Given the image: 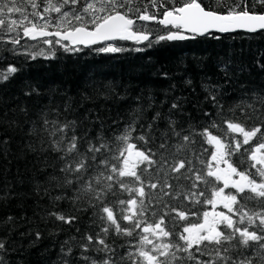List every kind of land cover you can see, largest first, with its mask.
<instances>
[{"label": "snow or ice", "instance_id": "obj_1", "mask_svg": "<svg viewBox=\"0 0 264 264\" xmlns=\"http://www.w3.org/2000/svg\"><path fill=\"white\" fill-rule=\"evenodd\" d=\"M257 5L264 9V0H251L250 8L249 0H233L232 3L225 0H0V47L16 53L17 46L24 47L21 40L26 39L78 52L83 51L79 46L105 41L109 43L97 51L116 53L124 50L111 43L116 40L147 41V46H151L154 39L156 42L183 41L212 30L257 32L264 30V10L256 11ZM14 15L18 18H12ZM152 21L163 25L162 31L166 34L154 37L153 29L144 23ZM22 54L33 59L43 55L27 51ZM17 71L16 67L9 66L0 72V82ZM209 99L215 109L204 113L209 124L200 132L191 126L177 130V121L171 116L162 117L160 112H156L145 127L141 123L145 110L141 107L132 110L122 129L113 122L120 130L111 137L100 131L93 138L87 130L78 135L75 121L41 119L40 129L49 137L50 148L61 161L63 184L58 186L73 188L74 199L83 200L86 204L83 210L91 209L93 223L99 222L98 232L84 233L79 240L73 237L71 243L64 241L68 247L61 246L60 264H69L73 246L79 249L83 264H264V207L252 211L246 208L248 201L264 204V132L261 125L245 127L253 119L264 125V95L254 94L251 103L228 109L233 117H237L238 110L243 122L239 117L226 118L224 105L211 92ZM171 108L178 110V105L173 103ZM214 117L220 119L219 124ZM162 119L167 124L164 131L158 123ZM224 126L225 139L229 133L239 134L241 139L233 136L232 142L226 144L210 131ZM29 131L35 132L36 128ZM157 134L161 143L157 151H153L148 145H155ZM195 136L206 138L216 147L211 156L216 163L215 170L208 165L205 175L196 170L191 155L173 159L195 143ZM170 139L176 141L171 152ZM248 145L252 146L245 147L243 153L247 154V161H241L248 166L241 171L231 163V157ZM196 159L202 165L205 163L199 157ZM222 163L226 167L220 168ZM145 175H155L156 182L149 180L146 184L142 179ZM209 177L213 178V183L223 181V186L209 188ZM128 180L139 187H130ZM181 180L190 187L186 189ZM201 185L208 189V196ZM146 187L157 193L147 203ZM225 189L233 191L225 193ZM124 193L128 199L119 198ZM109 196L115 199L109 201ZM54 199L58 201L61 197ZM168 200L191 204L193 208L208 204L213 206V211L202 214L191 209L180 211ZM217 205H223L228 212H216ZM149 211L153 217L158 211L161 213L154 224L146 222ZM190 215L197 218L202 215V219L189 222L182 232L175 234L180 242H171L174 233L164 226L165 217L175 223L189 221ZM49 216L67 224L76 220L57 212H50ZM12 219L8 217V222ZM121 221L130 226L122 227ZM110 230L111 234L124 237L135 234V240L121 246L124 249L121 252L107 242ZM35 235L36 239L40 238L39 232ZM164 237L170 242H159ZM147 245L151 247L145 250ZM7 252L6 241L0 239V264H9L5 258Z\"/></svg>", "mask_w": 264, "mask_h": 264}, {"label": "trees", "instance_id": "obj_2", "mask_svg": "<svg viewBox=\"0 0 264 264\" xmlns=\"http://www.w3.org/2000/svg\"><path fill=\"white\" fill-rule=\"evenodd\" d=\"M225 2L232 3L233 0ZM262 10L257 5L256 11ZM144 23L153 29L154 37L166 34L162 31L164 26L158 22ZM21 44L24 47L17 46L16 53L0 47V72L9 66L18 69L9 79L0 82V239L6 241L8 252L5 258L9 264H60L64 241L71 243L73 237L79 240L84 233L99 231V222L93 223L92 210H83L86 204L74 199L73 188L58 186L63 184L62 165L57 153L50 148L49 137L40 129L42 118L75 121L78 135L87 130L93 138L100 131L111 137L123 128L132 110L141 107L145 110L141 121L145 127L154 114L160 112L162 117L171 116L177 121V130L191 126L200 132L209 124L204 113H212L215 109L209 99L210 92L224 105V116L228 119L239 117L240 122L243 117L239 116V111L237 117H233L228 109L251 103L254 94L264 95V31L208 34L183 41L156 42L154 39L151 46H147V41H118L114 44L124 50L116 53L97 51L104 45L71 52L39 40H27L26 43L21 40ZM25 51L32 55L42 52L43 55H36L33 59L22 54ZM173 103L178 105V110L171 108ZM214 119L219 124L220 119ZM113 122L120 125V129L115 128ZM158 123L161 131L166 130L165 120ZM256 125H261L264 132V125L259 120L253 119L245 127ZM33 127L36 131L30 133ZM210 131L226 144L232 142L233 136L241 139L239 134L231 133L225 139L226 126ZM193 139L195 143L173 159L191 155L201 175L206 174L208 165L215 170L216 163L211 158L216 152L215 145L200 136ZM159 143L161 140L157 134L155 145L150 143L148 147L157 151ZM175 143L174 139L169 140V152ZM251 146H243L231 157V163L241 171L248 166L241 164V161H247L244 148ZM223 150L227 152L228 148ZM197 157L205 163L200 164ZM219 167L226 165L222 163ZM142 179L146 184L149 180L156 182L155 175H145ZM208 180L209 188L223 186V181L213 183L210 177ZM126 182L130 187H139L131 180ZM181 183L186 189L190 187L183 180ZM201 190L209 195L204 185ZM229 191L233 190L225 189V193ZM156 195L146 187L145 203ZM57 196L61 197L58 201L54 199ZM119 198L128 199V195L124 193ZM108 199L115 198L109 196ZM167 202L180 211L191 209L201 214L213 211V206L208 204L193 208L191 204ZM153 203H156L155 199ZM262 207L264 204L258 205L255 201L246 203L250 211ZM214 210L228 212L223 205H217ZM50 212L76 217V220L72 224L57 221L49 216ZM160 215L158 211L153 217L149 211L146 222L154 224ZM8 217L13 218L11 222ZM200 219L202 215L199 218L190 215L189 221L172 223L165 217L164 226L174 233L171 242H180L175 234L182 232L189 222H199ZM121 226L130 225L121 221ZM37 232L40 233L39 239H36ZM134 240L135 234L124 237L111 234L110 230L107 242L123 252L121 246ZM159 242L168 243L170 240L164 237ZM64 247L67 249L68 245ZM150 247L145 246V250ZM79 256V249L73 246L69 264H83Z\"/></svg>", "mask_w": 264, "mask_h": 264}, {"label": "water", "instance_id": "obj_3", "mask_svg": "<svg viewBox=\"0 0 264 264\" xmlns=\"http://www.w3.org/2000/svg\"><path fill=\"white\" fill-rule=\"evenodd\" d=\"M152 22H155V21H152ZM148 23H151V22H148ZM163 26V25H162ZM261 31H264V30H258L257 32H249L245 29H236L235 31H231V32H225V33H221V32H218L217 30H212L209 34H219V35H226V34H233V33H238V32H242V33H250V34H255V33H258V32H261ZM208 35V34H206ZM205 36V35H203ZM198 37H202V36H198ZM116 41H124V40H116ZM112 42H115V41H112ZM128 42H137L135 40H128ZM146 41H143L141 43H144ZM105 43H109V42H105V41H101L99 42L98 44L96 45H89V46H79V47H95V46H99V45H102V44H105Z\"/></svg>", "mask_w": 264, "mask_h": 264}, {"label": "flooded vegetation", "instance_id": "obj_4", "mask_svg": "<svg viewBox=\"0 0 264 264\" xmlns=\"http://www.w3.org/2000/svg\"><path fill=\"white\" fill-rule=\"evenodd\" d=\"M31 9L29 8V11H30ZM12 18H18L16 15H14ZM53 31H54V29H53ZM30 41H32V40H30ZM22 42H27V40L26 39H22Z\"/></svg>", "mask_w": 264, "mask_h": 264}, {"label": "bare ground", "instance_id": "obj_5", "mask_svg": "<svg viewBox=\"0 0 264 264\" xmlns=\"http://www.w3.org/2000/svg\"><path fill=\"white\" fill-rule=\"evenodd\" d=\"M116 42H118V41H115V42H111V43H116ZM124 42H128V41H124ZM132 43H136V42H132ZM107 43H105V44H102V45H106ZM82 48H84V47H82ZM86 48V47H85ZM87 48H90V47H87Z\"/></svg>", "mask_w": 264, "mask_h": 264}]
</instances>
